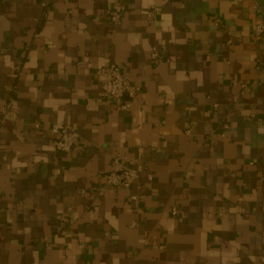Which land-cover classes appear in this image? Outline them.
Here are the masks:
<instances>
[{
	"label": "crops",
	"instance_id": "1",
	"mask_svg": "<svg viewBox=\"0 0 264 264\" xmlns=\"http://www.w3.org/2000/svg\"><path fill=\"white\" fill-rule=\"evenodd\" d=\"M42 1L0 0V264H264V0ZM116 66L127 112L101 97ZM118 155L131 190L106 184Z\"/></svg>",
	"mask_w": 264,
	"mask_h": 264
},
{
	"label": "built area",
	"instance_id": "2",
	"mask_svg": "<svg viewBox=\"0 0 264 264\" xmlns=\"http://www.w3.org/2000/svg\"><path fill=\"white\" fill-rule=\"evenodd\" d=\"M42 8L47 11L50 8L51 1L43 0ZM125 7L120 6L117 10L110 12L109 19L112 22L120 20L125 12ZM159 12V8L153 6L149 11V16H156ZM219 21H217V24ZM255 39L260 41L264 40V20H261L255 24L254 27ZM153 60H163L164 56L161 54L157 47H153L151 52ZM22 70L21 65L16 66V73H20ZM234 85L237 82H232ZM244 93L248 92L249 89L245 84H242ZM137 88L130 78L129 72L125 67H111L104 73V82L101 91V97L114 100L118 103V110L120 112H127L131 109L135 98L137 97ZM13 106V98L8 97L3 102H0V128L4 127L9 119L10 112ZM214 107H217L215 105ZM37 129L41 128V124L38 122L35 124ZM48 133L52 136V143L58 153L69 154L73 151L76 144L80 141V134L70 128L61 127L58 124H53L47 128ZM231 126L227 123L222 125L221 137L226 140L233 139V135L230 132ZM187 135L191 134V130L186 131ZM127 156L118 155L112 164V169L107 173L106 184L108 186L120 187L126 190H131L137 185L139 179V173L136 169L128 167L126 161ZM149 180H152V175L148 176ZM134 202L139 200V196L134 194L131 196ZM242 201V198L240 199ZM173 214L177 215V210L173 209ZM58 221L62 226H70L69 218L64 216H58ZM2 225L0 215V227ZM137 225L136 222L132 224L133 227ZM83 246V245H82Z\"/></svg>",
	"mask_w": 264,
	"mask_h": 264
}]
</instances>
